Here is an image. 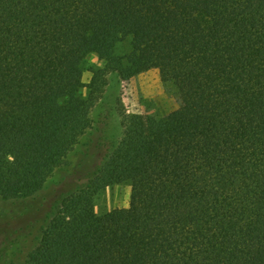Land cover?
<instances>
[{
    "label": "trees",
    "instance_id": "16d2710c",
    "mask_svg": "<svg viewBox=\"0 0 264 264\" xmlns=\"http://www.w3.org/2000/svg\"><path fill=\"white\" fill-rule=\"evenodd\" d=\"M91 54L104 66L85 83ZM152 68L179 107L141 130L126 118L24 262L0 264H264V0H0V197L67 164L110 73ZM121 183L129 205L98 213Z\"/></svg>",
    "mask_w": 264,
    "mask_h": 264
},
{
    "label": "rangeland",
    "instance_id": "374dc122",
    "mask_svg": "<svg viewBox=\"0 0 264 264\" xmlns=\"http://www.w3.org/2000/svg\"><path fill=\"white\" fill-rule=\"evenodd\" d=\"M128 43L126 40L119 49H127ZM103 66L98 55L88 56L84 82L90 81L92 68ZM83 92L86 93V88ZM180 102L177 86L171 81H163L157 68L128 80L110 73L104 93L91 111L93 126L69 153L67 164L57 168L33 197L16 200L0 197V261L24 262L63 197L85 187L107 153L121 140L126 118L134 128L141 130L150 121L178 108ZM130 194L129 183L110 185L95 196V209L104 213L128 206ZM11 228L13 233L5 239L4 234Z\"/></svg>",
    "mask_w": 264,
    "mask_h": 264
}]
</instances>
